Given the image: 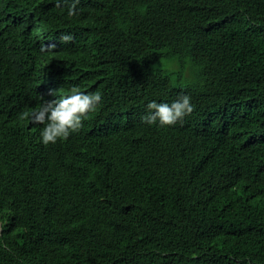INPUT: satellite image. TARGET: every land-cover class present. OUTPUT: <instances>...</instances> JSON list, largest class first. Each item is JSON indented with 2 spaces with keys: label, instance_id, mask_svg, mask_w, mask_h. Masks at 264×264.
I'll list each match as a JSON object with an SVG mask.
<instances>
[{
  "label": "trees",
  "instance_id": "1",
  "mask_svg": "<svg viewBox=\"0 0 264 264\" xmlns=\"http://www.w3.org/2000/svg\"><path fill=\"white\" fill-rule=\"evenodd\" d=\"M76 12L0 0V264H264V0ZM72 86L101 102L44 145L21 116Z\"/></svg>",
  "mask_w": 264,
  "mask_h": 264
},
{
  "label": "clouds",
  "instance_id": "2",
  "mask_svg": "<svg viewBox=\"0 0 264 264\" xmlns=\"http://www.w3.org/2000/svg\"><path fill=\"white\" fill-rule=\"evenodd\" d=\"M68 5V15L77 14L76 6L80 0H56V7L61 4ZM73 37L68 34L61 35V42L68 43ZM46 46H42L44 51ZM54 44L47 46L49 50L54 49ZM49 95H58L57 99L45 100L43 96L39 99L41 103L37 108L30 112L22 114V119H29L32 124L43 125L40 129L41 141L44 145L55 144L58 140H66L77 132L83 124V120L100 104L102 96L99 91L82 92L79 87L72 86L66 93H52ZM193 106L190 103V97L181 95L171 104L157 103L152 101L146 106V114L141 117L142 122L149 125L159 122L160 126L174 125L182 120L186 115L191 114Z\"/></svg>",
  "mask_w": 264,
  "mask_h": 264
},
{
  "label": "bare ground",
  "instance_id": "3",
  "mask_svg": "<svg viewBox=\"0 0 264 264\" xmlns=\"http://www.w3.org/2000/svg\"><path fill=\"white\" fill-rule=\"evenodd\" d=\"M10 20V19H9ZM126 96V95H125ZM201 105V104H200ZM197 133V132H196ZM200 137V136H199ZM189 140V139H188ZM200 140V139H199ZM191 141V140H190ZM196 141V140H195ZM188 145V144H187ZM205 145V144H204ZM189 146V145H188ZM186 147V146H185ZM190 147V146H189ZM197 149V148H196ZM200 149V148H199ZM202 151V149H200ZM198 151V150H197ZM195 152V151H194ZM210 159V158H209Z\"/></svg>",
  "mask_w": 264,
  "mask_h": 264
}]
</instances>
